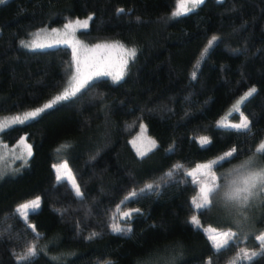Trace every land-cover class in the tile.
Segmentation results:
<instances>
[{
    "label": "trees",
    "instance_id": "16d2710c",
    "mask_svg": "<svg viewBox=\"0 0 264 264\" xmlns=\"http://www.w3.org/2000/svg\"><path fill=\"white\" fill-rule=\"evenodd\" d=\"M179 1L0 3V120L51 101L76 68L67 47L21 46L38 31L91 15L88 28L77 34L80 42H119L138 49L122 80L98 78L30 126L17 124L0 133V142L9 147L25 137L33 153L0 176V264H17V256L33 245L43 251L32 264H231L242 249L260 250L256 237L264 232V190L256 189L243 215L222 201L198 214L194 200L199 201L204 178L187 173L238 146L235 158L211 169V179L224 187L264 143V0H205L173 17ZM121 8L125 11L118 13ZM213 35L221 39L209 47ZM198 41L206 42L209 51L203 50L188 71L175 55ZM252 87L257 92L241 108L251 131L218 127V122L241 121L233 106ZM142 125L157 145L143 157L133 144ZM201 137L210 143L202 147ZM66 143L71 146L62 148ZM256 159L264 165V158ZM65 162L83 200L67 182H57L54 168ZM149 183L160 185L158 194L124 200ZM37 197L40 208L25 221L15 209ZM137 208L139 214L120 220L121 213ZM114 222L132 231L113 233ZM198 229L238 235L229 249L206 259L194 236ZM93 232L99 235L89 239ZM251 264H264V256Z\"/></svg>",
    "mask_w": 264,
    "mask_h": 264
},
{
    "label": "snow or ice",
    "instance_id": "6c2138e0",
    "mask_svg": "<svg viewBox=\"0 0 264 264\" xmlns=\"http://www.w3.org/2000/svg\"><path fill=\"white\" fill-rule=\"evenodd\" d=\"M6 0H0V3H5ZM223 0H218V3H222ZM205 3V0H191V7H188L186 3H184V0H182L179 7L182 9V11H175L172 13L173 17H178L180 15L185 14L186 12L194 11L197 7ZM125 9L121 8L118 9V13H123ZM93 17L90 15L86 20L84 21H76V24H78L80 27L87 29L89 26V21L92 20ZM73 27L72 24H66L65 28H71ZM55 31V30H53ZM221 38L213 35L211 40H209L208 44L209 47H215L217 46L218 41ZM67 43V41H65ZM21 46L23 47H29L28 44H25L23 41H21ZM32 47H45L44 45H33ZM47 47H52V45H48ZM97 48L101 47V45H96ZM105 47H119L123 53H124V59L121 61V66L119 70H117L115 73L110 71H97L95 73L96 76H111L113 82H118L123 79L126 68L130 61L134 60L138 49L135 47H127L119 42L112 44V45H105ZM209 47H206L204 49V53H207L209 51ZM73 54L75 56L76 49L73 48ZM203 58V54H202ZM79 70V69H77ZM197 76V73L194 71L192 74L193 79H195ZM93 80L92 76H88L80 85V87L76 88L73 92H67L65 91L62 95H57L55 99L51 103H45L42 107H38L34 111H27L24 113L23 118L20 116H15L9 121H5L0 123V132H3L7 129L12 128L13 126L20 124V125H28L37 120L44 114L47 110L53 108L57 103L65 101L70 99L71 97H75L78 93L81 92V89L91 86L90 82ZM257 92V89L255 87H252L246 91L239 100L236 101V104L233 106V112L234 113H241L242 106ZM231 117V114H230ZM229 117V118H230ZM143 129V125L141 126ZM218 127L224 128V129H235L238 132H244L248 133L251 131V125L246 116H244L241 113V121L239 123H221L218 122ZM26 138L22 137L21 142H25ZM200 144L202 147L207 146L210 143V140L208 137H201L200 138ZM149 143L152 145V148H155L156 142L154 140H150ZM70 144H64L61 147L62 148H68L70 147ZM27 147V156H32V146L30 144H26ZM151 149H149L150 151ZM59 151V149H58ZM171 151V149H170ZM238 146L233 147L230 151L224 153L219 159L213 160L210 164H205L203 167L208 168L209 170L222 166L225 162H230L231 159L235 158L238 154ZM138 155L143 157L146 155V152L139 151ZM256 157L264 158V143L260 144L256 153L252 157H249L248 160L244 161L241 165L240 169V176L241 178L238 181H233L224 187H221L220 185L215 184V177H213L211 182L203 183L199 189V201L197 202L194 200L195 208L198 210V214H203L206 211L211 210L213 203H219L224 202L225 206H230L235 208L238 212H240L241 215H243L244 209H246L249 205V201L257 195L256 189L260 187L262 190H264V165L258 166V161ZM59 168L65 169L66 175L71 180L72 188L75 191V195L78 199L83 200L84 199V193L81 189V186L77 183L76 178L72 175L71 170L68 168L67 162L59 165ZM180 166L176 167V171H178ZM169 177L173 176V171H170L167 173ZM188 176H192L193 173L189 171L187 173ZM63 177L61 175H57V182L62 183ZM160 189V185H154V184H146L143 188L139 189V191H132L127 196L124 197L125 201H135V199L141 194L145 192H156L158 194ZM123 203V202H122ZM119 207V206H118ZM40 208V198L37 197L27 203L20 204L17 209H15V212L19 214V216L23 217L25 221H27V218L35 213V210ZM139 214L140 209H132L129 212H123L121 214V219L124 221H128L132 218L133 214ZM191 221L194 224H199V221L197 219L196 215H193L191 217ZM29 228H32L33 231H35V226L28 224ZM111 231L113 233H129L132 231L131 227H121L119 223H112L111 224ZM213 232H216V229H212ZM99 235V233L93 232L88 238L92 239ZM237 233L233 231H225V232H219L216 235H210L208 236V239L213 244L214 248V255H219L229 249L233 243L236 241ZM222 238V239H221ZM257 241L260 243V250L254 251V252H248L247 250H241L240 253H238L232 260L231 264H241L242 261H248L249 264H251L252 261L256 260L257 258H260L264 256V232H261L257 237ZM43 251L42 249H38L36 246H29L26 250V252L22 255L17 256V264H32L33 258L38 254V252ZM105 264H110V262H105ZM209 264H211V261H209Z\"/></svg>",
    "mask_w": 264,
    "mask_h": 264
},
{
    "label": "rangeland",
    "instance_id": "374dc122",
    "mask_svg": "<svg viewBox=\"0 0 264 264\" xmlns=\"http://www.w3.org/2000/svg\"><path fill=\"white\" fill-rule=\"evenodd\" d=\"M181 2L182 0L178 2L175 11H182V9L179 7ZM184 3H186L188 7H191V0H184ZM188 13L190 12H186L185 14ZM67 24H72L73 27L65 28V24L63 27L58 29L40 30L32 37L30 41L26 43L29 45V47H26L29 50H46L54 47H67L73 54V48L76 49V54L74 56L76 68L71 73L66 87L58 95H62L65 91H75L76 88L80 87L81 83L88 76L93 77L92 81L102 77H107L112 80L111 76H96L95 73L101 70L115 73L117 70H119L121 61L125 58L123 51L119 47H105V45L115 44L114 42H102L94 45H86L80 42L77 37L78 32L84 31L86 29L76 24V21L69 22ZM65 41H67V43H65ZM33 45H44L45 47H32ZM48 45H52V47H47ZM96 45H101V47L97 48ZM205 47L206 42L198 41L177 52L175 56L180 64L189 71L196 64ZM55 97L52 98V100L48 103H51ZM23 115L19 116L23 118ZM12 118L0 120V123L9 121ZM149 141L150 139L147 137L143 129H141L139 134L133 140L136 151H143L147 153L149 149H152V145L149 143ZM26 144V141L22 143L20 140L16 145L9 147L6 144L0 142V176L10 172L11 170L13 171L16 167H19L26 162V160L29 158L27 156ZM54 169L56 171V176L61 175L64 178L63 181L67 182L72 187L71 180L66 175L65 169L59 168V165L55 166ZM192 173L193 175L191 177L204 178L200 181V185L212 181L211 170L203 167V165L196 167ZM231 178L238 181L237 179H240L241 176L237 173L233 174ZM121 214L119 215L120 220H122ZM218 233L219 231L213 232L212 229H198L194 232V236L197 242L200 244L206 259H208L214 253L213 244L209 241L208 236L216 235Z\"/></svg>",
    "mask_w": 264,
    "mask_h": 264
}]
</instances>
